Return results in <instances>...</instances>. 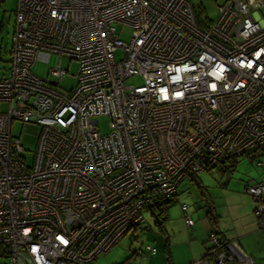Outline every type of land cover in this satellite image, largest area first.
Wrapping results in <instances>:
<instances>
[{"label":"built area","instance_id":"obj_1","mask_svg":"<svg viewBox=\"0 0 264 264\" xmlns=\"http://www.w3.org/2000/svg\"><path fill=\"white\" fill-rule=\"evenodd\" d=\"M263 5L223 0L201 26L191 0H18L0 78V249L10 264H96L188 177L264 152ZM119 25L132 28L128 41ZM52 55V78L35 74ZM64 57L79 60L68 91ZM133 76L142 82L126 84ZM16 120L34 141L13 135ZM247 192L264 230V183ZM209 238L214 264H255Z\"/></svg>","mask_w":264,"mask_h":264},{"label":"rangeland","instance_id":"obj_2","mask_svg":"<svg viewBox=\"0 0 264 264\" xmlns=\"http://www.w3.org/2000/svg\"><path fill=\"white\" fill-rule=\"evenodd\" d=\"M191 2L196 7L200 21H202L203 24H210L212 21L218 19V6L223 0H191ZM17 4L18 0H3L1 2L0 12L4 14L5 30L2 33L1 47H3V49L0 54V78H4V76H9L10 74V52L12 50V33L15 24L14 11L16 10ZM259 13L264 19V5L259 9ZM117 28L120 30L122 39L128 41L133 32L132 28L126 25H119ZM51 57L50 63L38 60V62L32 66L35 74L43 77H50L49 67L51 65H56L58 62V57L55 55ZM62 66L68 69V72L60 80L59 87L68 91L78 84L79 79H77L76 74L79 70V60H70L64 57ZM141 82L142 79L139 76H133L126 80V84H139ZM7 107L6 101L0 103V111H5ZM99 122L103 132H109V118L105 116L101 117ZM12 129L13 135L18 136L22 133L23 138L28 142L34 141L35 139L31 133L28 134L25 131L24 123L20 120L14 121ZM29 158H31L30 153ZM259 161L263 162L258 151L253 152L251 155H242L237 158H231L230 160L225 159L219 166L200 172L197 178L203 181L202 184H204L206 188L219 186V183L224 182H228L230 186L236 188H243L248 182L260 180L259 175L261 171H264V165H259ZM230 163H233L234 166L226 168ZM198 186V182L194 181L192 178H188L178 187L176 191L177 199L170 204L169 216L164 222V227L168 232L165 230V234L160 233L158 226L155 224L154 215L149 211H145V221L139 226L131 228L127 235L121 238L109 252L99 256L96 259V264H127L129 262V264H138L141 261H144L143 264H167L169 254L165 247L166 242L164 239L169 233L170 238L173 239V230L177 228L176 226L179 224L178 218L182 219L184 222L185 215L182 211V204L186 203L189 205L187 212L193 216L194 221L197 223L207 216V209L201 196L202 192L205 191L203 189L201 190ZM177 233L178 232H176V235ZM209 243L210 245L212 244L211 241ZM148 245L156 247L157 253L155 255H151L148 251H146L145 254L138 253L141 248ZM0 264H10V258L0 254Z\"/></svg>","mask_w":264,"mask_h":264},{"label":"crops","instance_id":"obj_3","mask_svg":"<svg viewBox=\"0 0 264 264\" xmlns=\"http://www.w3.org/2000/svg\"><path fill=\"white\" fill-rule=\"evenodd\" d=\"M262 154L260 153V157L264 165V152ZM260 173V180L254 181L264 183V171ZM254 181L248 182L243 188L230 186L228 182L208 188L213 198L214 210L219 216L217 225L212 226L208 216L198 223L194 221L191 226H188L185 220L183 222L178 218L179 224L173 230V239L170 238V233L168 234L171 256L167 264H189L199 258H204L206 261L204 264H214L213 256L208 254L210 247L208 236L213 229L218 230L221 237L235 245L240 254L248 255L255 264H264V230L259 228L257 217L253 212L254 201L246 189ZM239 261L235 256L233 264H238Z\"/></svg>","mask_w":264,"mask_h":264},{"label":"trees","instance_id":"obj_4","mask_svg":"<svg viewBox=\"0 0 264 264\" xmlns=\"http://www.w3.org/2000/svg\"><path fill=\"white\" fill-rule=\"evenodd\" d=\"M0 10H1V3H0ZM196 13H197V11H196ZM199 18V17H198ZM199 22H200V25L201 26H207L208 25V23L207 24H203L202 23V21H200V19H199ZM4 30H5V24H4V14H2V12H0V54L2 53V49H3V47H1V44H2V33L4 32ZM11 53V52H10ZM259 153H261L262 154V151H260ZM231 159V158H230ZM230 159H227V160H230ZM222 163V162H221ZM220 164V163H219ZM259 165H262V162L261 161H259V163H258ZM219 166V165H218ZM230 166H234V164L233 163H230L229 164V166H227L226 168H229ZM211 168H213V167H211ZM211 168H209V169H211ZM226 168H224V169H226ZM207 171V170H206ZM197 175L198 174H196V175H192V176H190V177H188V178H192L194 181H196V182H198V184H199V188L202 190H204L205 192H202V201H204V203H205V207H206V214H207V216L209 217V219H210V221H211V223H212V226H216L217 225V222H218V218H219V216H218V214H216V212H215V210H214V208H215V206H214V202H213V198H212V196L210 195V192L207 190L208 189V187L206 188V186L204 185V184H202V182L203 181H201L200 179H198L197 178ZM186 180V179H185ZM256 181H254V183H255ZM249 186V185H248ZM247 186V187H248ZM247 187H246V189H247ZM174 200H176V199H174ZM173 200V201H174ZM173 201L172 202H169V203H167V202H162V203H157L156 204V208H155V211H154V213H152L153 215H154V217H155V224H156V226H158V228H159V232L160 233H164L165 232V230H166V232H167V229L164 227V222L168 219V211H169V208H170V204L171 203H173ZM188 209H189V207H188ZM187 209V210H188ZM186 213H187V211H186ZM185 214V213H184ZM188 214V213H187ZM192 216V215H191ZM212 231H214L215 233H216V235L219 237V239H220V242H221V244H222V246L221 247H223V248H225L226 247V244H228V243H230V242H228L224 237H221L220 236V233H219V231L218 230H215V229H213V230H211L210 231V233L212 232ZM165 234V233H164ZM209 236H210V234H209ZM209 236H208V238H209ZM168 237V236H167ZM167 237H165V247H166V249H167V251H168V254H169V258H168V261H170V256H171V251H170V239L169 238H167ZM211 241V239L209 238V242ZM212 242V241H211ZM213 245V243L210 245V247H209V251H208V254L209 255H211V253H210V248H211V246ZM0 254L1 255H3V256H6L7 257V254L5 253V251H3L2 249H0ZM101 256V255H100Z\"/></svg>","mask_w":264,"mask_h":264}]
</instances>
